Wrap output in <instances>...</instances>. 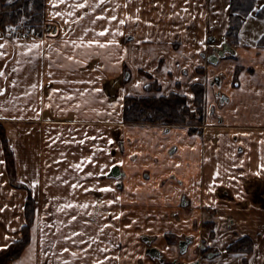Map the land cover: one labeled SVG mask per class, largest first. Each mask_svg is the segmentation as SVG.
Here are the masks:
<instances>
[{"label": "crops", "instance_id": "crops-1", "mask_svg": "<svg viewBox=\"0 0 264 264\" xmlns=\"http://www.w3.org/2000/svg\"><path fill=\"white\" fill-rule=\"evenodd\" d=\"M116 4L120 7L116 8ZM228 4L229 0H111L108 12L126 23L103 19L93 25L87 17L77 21L76 16H55L48 0H44V18L63 27L57 39L6 38L0 31V44H4L0 51L9 53L0 57V68L8 78L5 81L0 77V87L8 89L0 95V172L4 173L0 177V243L6 234L13 240L8 248L22 238L24 209L30 200L34 219L23 264H61L56 257L67 264H93L95 259L102 264H174L178 258L182 264H198L196 249L202 241L192 240L187 254L178 256L176 246L157 239L154 245L164 256V261H158L147 255L146 245L136 234L139 231L133 229L141 220L139 213L134 217L137 221L130 216L122 226V208L149 201L153 206L158 202L175 206L184 195L193 208L197 209L199 201H203L215 213L211 217L214 235L204 242L218 255L200 260L199 264H264V170L258 168L260 141L264 139V42L263 46L258 43L264 37V19L256 16L264 0H257L254 10L243 19L239 42L226 39V45L234 52L210 64L203 78L196 70L205 67L202 52L207 43L219 47L225 38L229 28ZM57 10L72 11L65 9L64 4ZM74 11L78 16L83 10ZM136 16L140 19H134ZM93 27L109 28V35L101 40L111 39L119 28L120 32L115 33L119 44L92 52L82 64L55 52L50 58L43 55L49 46L69 54L75 49L77 58L84 61L83 41L95 34L89 31L84 35L83 30ZM210 36L213 42L207 40ZM40 40L45 44L41 45L39 56L36 50L29 54L22 47ZM210 54L207 52V56ZM139 71L149 72L160 81L172 76V82L167 84L170 88L163 86V94H188L190 82L209 83L207 139L201 134L189 135L184 127L166 132L123 124V101L115 110L109 104L121 95L142 94V86L132 87L135 78L142 85L145 82ZM183 73L188 75L187 84L177 90L174 83L182 82ZM128 74L130 80L126 82ZM12 80L17 81L15 87ZM93 88L103 91L94 92ZM68 93L73 94L71 99ZM85 136L87 140L80 143ZM109 138L113 144L108 143ZM169 150L175 153L173 157L167 156ZM92 153H96L98 163L85 160L83 171L70 167ZM104 165H108L105 175H84L99 171ZM114 165L119 166L121 174L108 177ZM217 168L221 173L218 179L223 183L213 185ZM144 171L153 175L152 182L142 179ZM171 174L181 184L164 182ZM33 180L39 183L33 185ZM65 180L67 184L63 183ZM77 181L82 187L73 190ZM151 183L156 186L150 189ZM93 184L97 187L89 189ZM103 185H111L115 192L101 191ZM210 187L215 191H209ZM108 200L114 203L109 205ZM85 202L89 204L87 209L79 207ZM73 215L77 217L75 221L70 219ZM226 221L232 225L226 226ZM73 231L79 235L73 236ZM63 236L71 239L63 240ZM243 238L252 241L251 254L227 252ZM81 239L85 243L81 244ZM53 243L56 246L50 248ZM63 247L77 255L70 256L61 250ZM105 248L107 252L103 251ZM81 249H87V254Z\"/></svg>", "mask_w": 264, "mask_h": 264}, {"label": "flooded vegetation", "instance_id": "flooded-vegetation-1", "mask_svg": "<svg viewBox=\"0 0 264 264\" xmlns=\"http://www.w3.org/2000/svg\"><path fill=\"white\" fill-rule=\"evenodd\" d=\"M225 38L228 39L227 33L225 35ZM207 40L209 42L211 41L213 42V39L211 40V36L208 37ZM224 44H226V41L221 42L219 47L207 43V46L203 48L202 58L204 59V63H205V67H201L203 72L207 71L210 64H213L212 62L209 61V58L215 53H217L216 51L221 49ZM226 46L228 47V45ZM209 51H211V54L207 56V52ZM202 70H200V72L197 71L199 75H201ZM138 75H140V77H142L145 81L141 87L142 94L127 95L124 97V99L132 98L138 100L139 99L150 100V99L167 98L171 95H176L182 97L185 100V104L190 111H195L196 105H195L194 89L195 87L198 86L201 88V92H202V116L200 120L188 121L186 125H174V124H168L167 122L164 121L156 122L154 120H151L149 122H140V123L126 122L123 119V108H124V99H123L122 118H121L123 124L160 128L166 132L174 127H184L187 129L189 135L192 134L193 135L201 134L202 136L207 135L206 131L208 130V127L206 122L207 121L206 98H207V90L209 83H206L205 81L190 82L188 88H189V93H191L192 95L179 93L177 91L163 94L162 81L153 77V75L149 72L139 71ZM127 76L128 77L126 79V82L130 80V75L128 74ZM187 76H188L187 73H183L184 79L182 80V82H177V83L175 82L174 88L179 90L183 87V84H187ZM208 136H206V139ZM170 151L171 150L167 151V156L173 157L175 153ZM132 161L134 162L135 158H132ZM120 174L121 172L119 166L114 165L107 173V176L118 177ZM141 177L145 182H152L154 178L153 175L150 173V171H144L141 174ZM166 181H173L175 184L178 185L181 184V180H179L175 174L169 175V177H167V179L164 180V182ZM162 184L164 185V183ZM155 186L156 185L151 183L148 187L151 189L152 187ZM201 190H202V185L199 186L198 189L199 193L201 192ZM202 202L203 201H199L200 205L198 206L197 209H195L192 207V202H190L187 196L184 195L175 206H169L167 203L165 204L162 202H158L157 205L153 206L151 205L150 201L138 207L130 208L126 206L125 208H122L123 216H125L124 219L122 220V226H123V221H125V219L130 216L132 217L131 219L133 221H137L134 217H138V213H139L141 220L139 221L138 225H136L133 229L139 231L136 234L139 235L138 238L141 241H143L144 245H146L147 255L158 261H164V256L159 251V249H157L154 245L157 239L163 238L165 239V241H167V243H169V245L173 244L174 246H176L178 256H184L187 254L188 252L187 250L189 249L188 246L190 245L192 240L194 239L200 240L202 242L199 243V247H197L196 249L198 255L197 262L199 264L200 260L202 261L204 259H211L218 255L216 249H209L208 247L205 246L204 241L207 238H211L214 235L215 225L213 224L211 217L215 213L211 208L207 207ZM231 225H232L231 221H226V226L230 227ZM151 250H155L153 251L154 254L151 252ZM19 258L20 256L16 259ZM174 264H182V263L179 261L178 258L174 260Z\"/></svg>", "mask_w": 264, "mask_h": 264}, {"label": "trees", "instance_id": "trees-1", "mask_svg": "<svg viewBox=\"0 0 264 264\" xmlns=\"http://www.w3.org/2000/svg\"><path fill=\"white\" fill-rule=\"evenodd\" d=\"M44 0H17L12 4H3V16L0 20V28L5 29L8 24H16L22 17L29 15L30 5L36 10L31 18L30 24L38 27V31L43 20ZM257 0H229V28L227 37L233 43L239 42V32L243 25V19L249 16L254 10ZM31 3V4H30ZM258 18L264 19V5L256 13ZM264 37L258 43L263 46ZM196 110L190 111L185 104V100L176 95L160 99H124L123 119L126 122H167L174 125H186L188 121L200 120L202 116V92L200 87H195ZM151 116V118H150ZM25 225L22 228V238L14 244L13 258L20 256L30 241L29 229L34 219V206L29 200L25 209ZM252 241L247 238L240 239L235 245L228 248L229 252L241 251L247 254L252 253ZM247 261L244 262L246 264Z\"/></svg>", "mask_w": 264, "mask_h": 264}, {"label": "snow or ice", "instance_id": "snow-or-ice-1", "mask_svg": "<svg viewBox=\"0 0 264 264\" xmlns=\"http://www.w3.org/2000/svg\"><path fill=\"white\" fill-rule=\"evenodd\" d=\"M9 2H11V0H9ZM111 3V0H72L71 3H69V0H48V4L51 6V9H52V12L55 16H68L69 18H71L72 16H76V20L77 21H82L85 17H87L89 20H90V23L95 25L97 20H103V19H106L108 21H117L118 20V17L117 15L115 14H110L108 12V6L109 4ZM61 4H64L65 6V9H72V11H59L57 10L59 8V6ZM116 8H119L120 5L119 4H116L115 5ZM125 7H127V5L125 4ZM75 9H81L83 10L80 15H76L75 13ZM99 9V10H98ZM93 14H94V18H93ZM129 18H132L130 15H129ZM134 19L136 20H139L140 17L139 16H136L134 17ZM67 23V21H65ZM118 23L123 25L126 23V20L124 19H119L118 20ZM150 23V22H148ZM92 32L95 34V37L94 38H90V39H87L85 41H83V45L86 47V51L83 53L84 56H85V60L84 61H81L77 58V53L75 51V49H71V54H69V51H62L60 49H51V47L49 46V51L47 53H43V55H45L46 57H51L53 52H55L58 56L59 55H63L67 60L69 61H74L76 63H85L86 62V59L88 58V56L92 53V52H99L100 49L102 48H107L108 46L110 45H118L119 44V41L115 39V33H119L120 32V29L119 28H116L114 30V33L112 34V38L111 39H104V40H101L100 37H105L107 35H109V28L108 27H101L99 29L97 28H88V29H84L83 32H84V35H87L88 32ZM122 34V33H121ZM2 39V38H0ZM5 43H7V41H5ZM19 43V41H18ZM75 43V42H73ZM45 44V41L44 40H40L38 42L34 41L31 46H28V45H22V47L24 48L25 51H27L29 54H31L33 52V50H36V55H41V45H44ZM4 48V44H0V49H3ZM124 54L127 53V49H124ZM9 55V53L7 51H0V57H7ZM115 63H119V60H116ZM53 66V64H49L48 67L51 68ZM49 76L52 75L51 72L48 73ZM0 77H4L5 81H7V75L5 74L4 70L2 68H0ZM89 83H93L92 81H89ZM142 81L140 80H137L136 84H135V87L138 89L142 86ZM11 84L13 87H15L17 85V81L16 80H12L11 81ZM32 87H36V85H32ZM40 87H43V85L41 84ZM8 91L7 88H2L0 87V95H3L4 93H6ZM53 91H56V92H59L60 90L59 89H55ZM93 91L94 92H102L103 90L102 89H99V88H93ZM72 93H68L67 96L69 99L72 98ZM188 95H192L191 93H188ZM43 98L41 97V100ZM49 99H51V97H49ZM63 99V97H62ZM105 99H107V97H105ZM124 99V96L121 95L119 96L118 99H114V101L112 103L109 104V107H112L113 110H115L116 107H119L121 106V102L123 101ZM49 107H51V105H48ZM42 111V109H41ZM244 135H250L249 133H244ZM93 140H96L98 139V137H92ZM87 140V136L84 137L83 140L80 141V143H84L85 141ZM108 143L109 144H113L114 141L109 138L108 140ZM260 145L262 146V152H261V156H260V163L258 165V168L260 170H264V139H262L260 141ZM95 147V145H94ZM109 154H111V149H109ZM96 156V153H92L90 155H88L87 157H81V160L79 162H77L76 165H70V167H76L79 171H83V162L86 160L88 163L90 164H95V163H98V161L94 158ZM249 159H251V157H249ZM117 163H120V164H123V161H118ZM108 167V165H104L102 166L99 171H96V172H93V171H88L86 173H84V175L86 177H93V176H102V175H105V172H104V169ZM233 167H235V165H233ZM259 174V173H258ZM4 175L3 172H0V177H2ZM221 173L219 171V169L217 168V170H215L214 172V177L211 181V183L214 185V184H217V183H223L222 180H219L218 178L220 177ZM230 179H235V177H230ZM5 184H7V180L4 181ZM33 185L35 184H38L39 181L38 180H33L32 181ZM63 183L67 184L68 181L65 180L63 181ZM77 187H82V185L79 184V181H77L75 184L72 185V188L73 190H75ZM97 185L93 184V185H89V189H94L96 188ZM89 189H84L85 191H88ZM100 190L101 191H113L115 192V189L111 186V185H103L102 187H100ZM209 191H215V188L214 187H210L209 188ZM116 199H120L119 197H116ZM97 203H99V201H97ZM107 203L109 205L113 204L114 203V200H108ZM69 207H72V205H69ZM79 207H82L84 209H87L89 207V204L87 202L79 205ZM118 218V217H117ZM70 219L72 221H75L77 219V217L75 215L71 216ZM63 223V222H61ZM86 223H88L86 221ZM108 225H105V227H107ZM59 229L57 228V231ZM82 231V230H81ZM73 236H77L79 235L78 232L76 231H73ZM5 238L7 239V234L5 236ZM63 240H66V241H69L71 238L68 237V236H63L62 237ZM71 243H75V241H71ZM81 244L85 243V241L83 239H81L80 241ZM56 245L55 243L49 245L50 248H54ZM7 247V244H0V248H5ZM89 247H91V245H89ZM63 252L65 253H69L70 256H76L77 253L74 252V251H71L70 248L68 247H63L61 249ZM81 251H84L85 254H87V249H81ZM104 252H107L108 249L105 248L103 250ZM45 255L47 256V253H45ZM53 255H55V253H53ZM57 260H60L61 261V264H67V261H64L61 257H56ZM104 259H108L107 256L104 257ZM93 264H102V261L100 259H95L93 261Z\"/></svg>", "mask_w": 264, "mask_h": 264}, {"label": "rangeland", "instance_id": "rangeland-1", "mask_svg": "<svg viewBox=\"0 0 264 264\" xmlns=\"http://www.w3.org/2000/svg\"><path fill=\"white\" fill-rule=\"evenodd\" d=\"M16 1L17 0H11V2H9V0H0V20H1V16H3V11L1 9L2 5L3 4H12ZM29 12L30 13L28 16L22 17L16 24H14V25L8 24L5 29L0 28L1 35H3L6 38H12V37L20 38V39L42 38V39H51V40L57 39L60 36L61 29H63L62 25H60L59 23H56L55 21L45 19L43 16L42 24H41L40 29L38 31V27L34 26L33 24H30L31 18L36 13V10L32 7V5H30ZM228 12H229V7H228ZM229 17H230V13H229ZM53 23L57 24V27H58L57 33L50 32V30L47 29L48 25L53 24ZM223 41H226V38H224ZM227 42H231V41L229 39H227ZM132 49L134 50L135 48H132ZM175 50H177V49H175ZM158 64H161V62H159ZM197 69H199V68H197ZM200 70H202V68L197 70V71L200 72ZM208 71L209 70L203 72V70H202L200 77L203 78V76ZM171 77L172 76H169V78H171ZM137 80L138 79H136V78L133 79V81H132V84H133L132 87L133 88H135V84H136ZM161 81H162L164 87L170 88V85H167V84H170L172 82L170 79H166L165 81L161 80ZM5 210L9 211L11 209H5ZM12 241L13 240L11 238H7L4 240L3 244H7V247H5L3 249L0 248V264H23V261H26V256H27V255H25V253L27 251L26 248L21 252L19 259H16V260L13 259L12 255H13L14 251H16V250H14L15 249L14 245H12L10 248H8L9 244ZM0 244H2V243H0Z\"/></svg>", "mask_w": 264, "mask_h": 264}, {"label": "water", "instance_id": "water-1", "mask_svg": "<svg viewBox=\"0 0 264 264\" xmlns=\"http://www.w3.org/2000/svg\"><path fill=\"white\" fill-rule=\"evenodd\" d=\"M217 53H215L214 55H212L210 58H209V61L212 62L213 64H216L220 58H223L227 53H233V49L229 48L226 46V44H224L222 46L221 49L217 50L216 51ZM182 243V242H181ZM185 245V244H184ZM155 250H151V252L154 254Z\"/></svg>", "mask_w": 264, "mask_h": 264}, {"label": "built area", "instance_id": "built-area-1", "mask_svg": "<svg viewBox=\"0 0 264 264\" xmlns=\"http://www.w3.org/2000/svg\"><path fill=\"white\" fill-rule=\"evenodd\" d=\"M47 29L50 30V32H55V33L58 32V27H57V24L56 23L55 24L53 23V24L48 25Z\"/></svg>", "mask_w": 264, "mask_h": 264}]
</instances>
